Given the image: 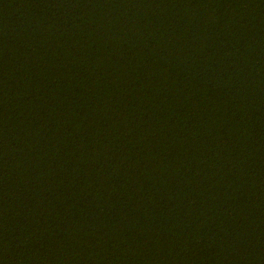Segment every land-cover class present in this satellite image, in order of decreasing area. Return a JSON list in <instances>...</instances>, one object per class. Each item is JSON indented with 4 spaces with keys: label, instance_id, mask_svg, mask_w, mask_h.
Listing matches in <instances>:
<instances>
[{
    "label": "trees",
    "instance_id": "obj_1",
    "mask_svg": "<svg viewBox=\"0 0 264 264\" xmlns=\"http://www.w3.org/2000/svg\"><path fill=\"white\" fill-rule=\"evenodd\" d=\"M0 264H264V0H0Z\"/></svg>",
    "mask_w": 264,
    "mask_h": 264
}]
</instances>
